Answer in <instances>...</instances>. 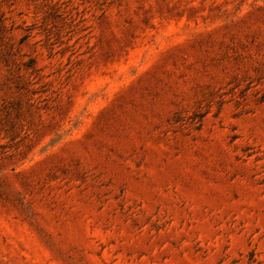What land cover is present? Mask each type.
I'll return each mask as SVG.
<instances>
[{
	"label": "rangeland",
	"instance_id": "1",
	"mask_svg": "<svg viewBox=\"0 0 264 264\" xmlns=\"http://www.w3.org/2000/svg\"><path fill=\"white\" fill-rule=\"evenodd\" d=\"M0 264H264V0H0Z\"/></svg>",
	"mask_w": 264,
	"mask_h": 264
}]
</instances>
